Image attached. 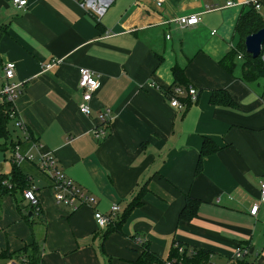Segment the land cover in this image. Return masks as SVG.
I'll return each instance as SVG.
<instances>
[{"label":"crops","instance_id":"crops-1","mask_svg":"<svg viewBox=\"0 0 264 264\" xmlns=\"http://www.w3.org/2000/svg\"><path fill=\"white\" fill-rule=\"evenodd\" d=\"M26 1L17 8L0 0V89L3 65L13 62L22 124L13 147L0 149V173L15 165L28 177L44 222L24 219L31 205L22 191L0 192V250L16 252L34 238L44 264H139L146 246L167 263L179 243L206 251L210 264H237L240 245L249 251L243 262L264 264V77L241 79V53L232 73L220 65L235 50L236 22L253 0H111L99 17L78 0ZM193 14L197 24H178ZM80 67L100 80L86 115L79 111ZM174 68L184 81L181 108L158 88L174 86ZM214 89L226 90L236 106L210 104ZM94 128L105 138L94 137ZM203 136L219 150L196 173ZM46 155L95 202L74 210L57 203L52 172L39 167ZM186 195L201 203L190 221H180ZM95 210L121 224L98 227Z\"/></svg>","mask_w":264,"mask_h":264},{"label":"trees","instance_id":"trees-1","mask_svg":"<svg viewBox=\"0 0 264 264\" xmlns=\"http://www.w3.org/2000/svg\"><path fill=\"white\" fill-rule=\"evenodd\" d=\"M264 27V18H262L253 5H249L248 9L243 11V13L239 16L236 26H235V39L236 45L235 50H231L221 61L220 65L229 73H232L234 69V58L239 53L243 56V63L241 65V79L246 82H251L257 78L264 77V63L262 57H264V43L262 45L261 53L258 57L253 58L249 53L245 51L244 46V39L247 35L258 31L259 29ZM1 35V29H0ZM174 75V83L169 88H161L162 91L167 97H175L177 98L178 94H176L175 89L177 87L181 88L183 91L184 89L182 85H184V81H182L181 75L182 72L177 68L173 69ZM186 85V84H185ZM178 99V98H177ZM179 100V99H178ZM189 100V99H186ZM185 100V101H186ZM209 103L214 106L220 107H228L234 108L236 106V102L232 99L230 94L223 89H214L211 91L209 96ZM12 122L16 129L20 128L21 130V122L17 118L15 105L12 101L7 100L6 98L0 101V139L3 140V143L0 145V149L5 150L7 147L12 148L14 142L12 140L13 133L8 128V123ZM14 129V133L16 131ZM18 140L20 138L18 135H14ZM219 150V146L212 141L209 137L203 136L202 138V145L199 151V157L196 166V173L201 171L202 168V161L203 159L213 153H216ZM10 184L8 186L7 184ZM31 188L30 181L28 177L23 174L19 168L15 165L11 167V171L9 174L0 173V192L1 194L7 192H14L16 189L23 191L25 189ZM201 201L193 198L189 195L185 196V204L181 209L178 220L180 221H190L198 211ZM134 203L132 206H135ZM30 212L32 217H29L27 214H24V219L30 223H34V219L37 218L38 221H43V215L41 209L38 206L31 205ZM121 224V220L115 226L110 222L108 225L109 229H117L118 226ZM117 225V226H116ZM113 227V228H112ZM175 244V243H174ZM172 245L170 249V253L168 255V260L171 261V264H209L208 263V253L201 249H194L193 253L188 250L187 247L182 246L181 244L177 243V245ZM182 247V251H178V247ZM240 246V245H239ZM247 248V247H244ZM247 251L246 254H248ZM244 254V255H246ZM243 255V256H244ZM1 257H8L15 258L18 262L27 261L28 264H44L40 257L39 246L35 239L33 238L29 244L24 245L20 250L16 252H8L7 250L0 251ZM242 256V257H243ZM241 257V258H242ZM139 264H152V263H162L165 264L166 262H162V260L149 252L146 246H144V251L142 252L141 257L136 261ZM237 264H246L243 262V258L239 260L237 259Z\"/></svg>","mask_w":264,"mask_h":264},{"label":"built area","instance_id":"built-area-1","mask_svg":"<svg viewBox=\"0 0 264 264\" xmlns=\"http://www.w3.org/2000/svg\"><path fill=\"white\" fill-rule=\"evenodd\" d=\"M80 5L82 7H85L86 9L91 10L96 17H99L103 15V13L106 11L107 6L109 5L110 1L108 2H102V0H78ZM156 4L159 6L161 4L162 0H154ZM13 4L17 8H23L27 1L26 0H12ZM227 6H231L234 3L232 1H228ZM253 7L256 10H259L261 8V2L260 0H253L252 3ZM178 24L180 26H193L197 24L200 20L199 16L197 14L193 15H187V16H180L176 18ZM237 58H241V55H237ZM263 63H264V57H262ZM56 64V60H52V62L45 64L44 68L49 69L52 66ZM3 85L0 89V101L3 99L10 100L14 103L16 97L20 94L21 84L12 81V79L15 76V64L13 62H5L3 65ZM100 86V80L98 74L88 68L80 67L78 68V88L80 90V96L81 101L79 104V111L82 114H88L89 113V102L92 98L93 93L99 88ZM176 94L180 95L184 91L177 87L175 89ZM188 95L190 96L191 100L194 101L197 98V91L195 88L188 87L187 90ZM173 107L181 108L183 104L179 102V100L175 97H172L171 103ZM110 111L106 109L101 115H100V122L102 123L107 116H109ZM92 134L94 137L98 139H103L106 136V132L103 129L100 128H94L92 130ZM17 156H19L17 154ZM27 159L31 160L33 159V156L27 155ZM39 167L47 172H52V176L54 178V181L52 183V192L53 196L55 198V201L57 203H62L66 206H68L71 210L76 209L81 204H91L94 203L95 200L91 196H89L82 188L74 185L69 180L65 179L63 175L59 174L56 170V161L52 158L51 155H46L42 158V160L39 163ZM23 198L27 200L30 205L38 206V199L34 193V190L32 188L25 189L23 191ZM260 202H264V182H260ZM258 208L257 204H254L251 209L250 213L255 214L256 210ZM118 210L117 204H113L111 206V211L114 212ZM94 219L96 221V224L100 228H104L108 226L111 222L110 216L107 214H103L102 212L95 210L94 211ZM138 242H143V239L138 237ZM178 251H182V247H178ZM247 253V248L236 246L233 252V258L239 259L244 254ZM13 264H28L27 261L22 262H14ZM166 264H171V261H167ZM210 264V263H209Z\"/></svg>","mask_w":264,"mask_h":264},{"label":"water","instance_id":"water-1","mask_svg":"<svg viewBox=\"0 0 264 264\" xmlns=\"http://www.w3.org/2000/svg\"><path fill=\"white\" fill-rule=\"evenodd\" d=\"M263 43H264V27L245 37L244 39L245 51L249 53L253 58H256L261 53ZM28 215L29 217H32L31 212H28Z\"/></svg>","mask_w":264,"mask_h":264},{"label":"rangeland","instance_id":"rangeland-1","mask_svg":"<svg viewBox=\"0 0 264 264\" xmlns=\"http://www.w3.org/2000/svg\"><path fill=\"white\" fill-rule=\"evenodd\" d=\"M8 124H9L8 128L14 134V129H15L14 124L12 122H9ZM4 154H6V156L8 157V152H6ZM13 206L15 207L14 200H13ZM3 234H4V230H3V228L0 227V247L2 246V242H3ZM0 264H10V259L8 257H1L0 256Z\"/></svg>","mask_w":264,"mask_h":264},{"label":"bare ground","instance_id":"bare-ground-1","mask_svg":"<svg viewBox=\"0 0 264 264\" xmlns=\"http://www.w3.org/2000/svg\"><path fill=\"white\" fill-rule=\"evenodd\" d=\"M108 0H102V2H107Z\"/></svg>","mask_w":264,"mask_h":264}]
</instances>
